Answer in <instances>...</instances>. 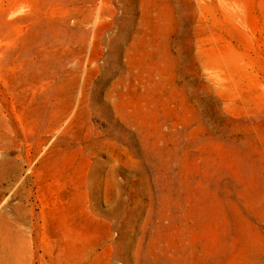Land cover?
<instances>
[{
    "label": "rangeland",
    "instance_id": "374dc122",
    "mask_svg": "<svg viewBox=\"0 0 264 264\" xmlns=\"http://www.w3.org/2000/svg\"><path fill=\"white\" fill-rule=\"evenodd\" d=\"M2 157L17 264H264V0H0Z\"/></svg>",
    "mask_w": 264,
    "mask_h": 264
},
{
    "label": "bare ground",
    "instance_id": "6f19581e",
    "mask_svg": "<svg viewBox=\"0 0 264 264\" xmlns=\"http://www.w3.org/2000/svg\"><path fill=\"white\" fill-rule=\"evenodd\" d=\"M204 62L218 68H234L236 66L235 58L231 55L221 56H205ZM236 93V88L233 89ZM233 91L228 92L230 107L235 108L239 104L249 105L256 101L255 94L249 95H234ZM237 96V97H236ZM15 172V177L18 178L19 169L14 165L8 157L0 158V179L9 172ZM89 249L85 248L80 252L79 260H83L89 254ZM20 256L17 242L10 238V229L7 224L6 215L0 212V264H17Z\"/></svg>",
    "mask_w": 264,
    "mask_h": 264
}]
</instances>
